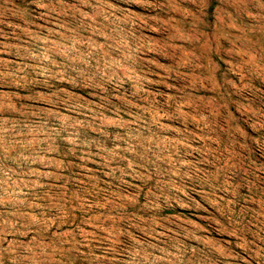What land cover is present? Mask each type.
Returning <instances> with one entry per match:
<instances>
[{
	"label": "rangeland",
	"instance_id": "1",
	"mask_svg": "<svg viewBox=\"0 0 264 264\" xmlns=\"http://www.w3.org/2000/svg\"><path fill=\"white\" fill-rule=\"evenodd\" d=\"M0 264H264V0H0Z\"/></svg>",
	"mask_w": 264,
	"mask_h": 264
}]
</instances>
